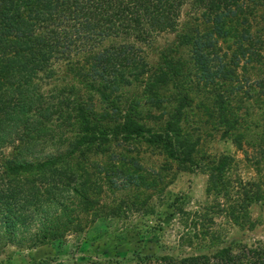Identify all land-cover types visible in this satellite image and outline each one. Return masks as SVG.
<instances>
[{"label":"trees","instance_id":"1","mask_svg":"<svg viewBox=\"0 0 264 264\" xmlns=\"http://www.w3.org/2000/svg\"><path fill=\"white\" fill-rule=\"evenodd\" d=\"M187 4L208 24L202 33L181 35V44L193 47L200 72L196 86L233 82L229 75H234L239 59L261 56L264 32L252 30V19L258 8L264 9V0H0V254L8 245L35 248L66 237L67 231L76 232L81 205L97 203L93 185L102 171L87 162V155L106 151L112 140L141 139L161 147L181 166L193 164L198 142L192 128L182 130L193 104L181 80L185 62L164 55L162 68L149 72L134 43L98 47L110 36L144 40L156 31L173 30ZM228 37L235 38L237 47L227 57L217 42ZM61 61L92 92L84 95L74 86L57 84L55 67ZM132 79L143 84L144 101L123 99ZM167 84L173 91L160 94L158 87ZM257 88L264 97V84ZM222 93L216 92L212 102L216 105L221 98L217 117L228 124L230 95ZM94 95L104 106L97 107ZM165 101L173 102L170 109L162 104ZM153 107H161L158 111L166 115L158 130L140 120L152 114ZM205 115L212 117L210 111ZM226 163L227 157H222L218 176ZM73 178H81L78 186L83 191L70 189ZM67 191L80 196L79 201L73 198L68 204L60 197ZM243 193L249 202L260 198L258 192ZM243 214L229 215L240 227H252L256 218ZM54 258L29 264H49ZM130 259L133 264H264V243L236 241L208 254L186 256L133 251ZM88 264L131 263L108 257Z\"/></svg>","mask_w":264,"mask_h":264},{"label":"rangeland","instance_id":"2","mask_svg":"<svg viewBox=\"0 0 264 264\" xmlns=\"http://www.w3.org/2000/svg\"><path fill=\"white\" fill-rule=\"evenodd\" d=\"M261 14L264 9L258 8L252 19V30L256 32H264ZM207 27L199 18V10L187 4L181 8L173 30L156 31L144 40L127 35L110 36L98 46L134 43L149 72L162 68L164 55L179 57L185 62L181 80L193 104L187 110L182 130L192 128V138L198 142L193 164L181 166L161 147L141 139L112 140L105 145L106 151L87 155V162L97 164L102 171L93 185L97 186L94 195L97 203L87 208L81 205L82 211H77L76 232L67 231L66 237L35 248L8 245L0 254V264L39 263L52 256L56 258L49 264H69L73 260L88 264L91 260L102 262L108 257L133 264L130 259L133 251L186 256L208 254L236 241L264 243V97L258 95L257 88L260 83L264 84V48L259 51L260 57L239 59L234 75H229L233 82H222L217 87L199 82L196 86L200 72L194 65L193 47L182 45L181 35L202 33ZM235 42V38L228 37L218 39L217 44L221 46L220 52L225 51L228 57L237 47ZM55 69L57 84L74 86L84 95L92 90L87 82L70 72L66 61L57 63ZM131 81L133 84L127 86L123 99L139 97L144 101L143 84ZM158 91L168 96L173 89L167 84L159 86ZM218 91L223 92L224 97L230 95L228 124L217 117L216 108L221 98L216 105L212 102ZM94 98L97 107L104 106L97 95ZM162 104L170 109L173 102ZM159 109L161 107L151 108L152 114L140 120L160 129L166 115H161ZM205 110L210 111L212 117L207 119ZM222 157H227V163L218 176L216 168ZM84 166L90 171L87 163ZM214 180L216 183L212 185ZM79 181L81 178H73L70 189L77 186L83 191L78 186ZM244 191L260 193L259 200L246 201ZM60 197L68 204L73 198H76L74 201L80 198L68 191L61 192ZM236 209L240 216L246 212L257 221L252 227L246 224L240 227L229 215L230 212L238 215Z\"/></svg>","mask_w":264,"mask_h":264}]
</instances>
